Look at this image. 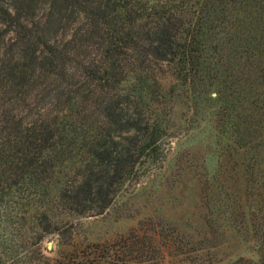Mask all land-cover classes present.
Instances as JSON below:
<instances>
[{
  "label": "trees",
  "instance_id": "16d2710c",
  "mask_svg": "<svg viewBox=\"0 0 264 264\" xmlns=\"http://www.w3.org/2000/svg\"><path fill=\"white\" fill-rule=\"evenodd\" d=\"M183 108L220 149L200 191L207 224L252 238L228 264H264V0H0V264L186 253L160 242L146 258L155 236L135 232L64 248L161 158Z\"/></svg>",
  "mask_w": 264,
  "mask_h": 264
},
{
  "label": "rangeland",
  "instance_id": "374dc122",
  "mask_svg": "<svg viewBox=\"0 0 264 264\" xmlns=\"http://www.w3.org/2000/svg\"><path fill=\"white\" fill-rule=\"evenodd\" d=\"M201 116L178 110L172 122L180 128L163 141L161 158L146 166L137 182H129L104 213L76 221L64 248L112 241L135 232L139 241L155 236L156 248L149 249L146 258L158 254L160 242H173L174 253L180 252L177 247L186 252L169 256L162 264H228L249 256L253 240L247 233L236 232L222 216L213 215V226L206 222L200 191L206 175L218 167L220 149L210 123L204 124ZM57 242L56 234L47 236L42 243L44 253L55 255Z\"/></svg>",
  "mask_w": 264,
  "mask_h": 264
}]
</instances>
